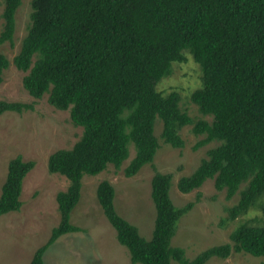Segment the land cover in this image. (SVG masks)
Returning <instances> with one entry per match:
<instances>
[{
    "label": "trees",
    "instance_id": "1",
    "mask_svg": "<svg viewBox=\"0 0 264 264\" xmlns=\"http://www.w3.org/2000/svg\"><path fill=\"white\" fill-rule=\"evenodd\" d=\"M21 0H3L0 45L14 44L16 12ZM30 23L12 63L26 72L23 87L34 98L47 94L58 109H69L71 121L82 127L70 148H59L47 159L48 170L64 175L69 185L56 193L60 220L47 241L36 248L28 264H44L47 248L61 235L78 232L70 222L81 195L85 174L96 175L112 164L127 177L152 162L159 147L155 120L162 121L161 137L182 147V127L203 136L194 148L209 142L195 169L181 176L184 193L213 179L226 198L227 219L245 214L264 196V0H30ZM188 51L200 66V85L191 101L211 120L193 118L179 106L176 90H157L173 62ZM10 61L0 51V82ZM32 105L0 99V114L22 112ZM33 160L10 159L0 192V215L21 207L22 180ZM171 173L155 172L150 196L155 208L149 238L118 213L115 189L99 182L97 200L115 229L118 242L139 264H205L211 257L227 258L231 251L264 257V207L259 224H238L232 243L212 245L187 258L173 245L177 222L193 201L181 207L170 196ZM264 264V260L261 262Z\"/></svg>",
    "mask_w": 264,
    "mask_h": 264
},
{
    "label": "rangeland",
    "instance_id": "2",
    "mask_svg": "<svg viewBox=\"0 0 264 264\" xmlns=\"http://www.w3.org/2000/svg\"><path fill=\"white\" fill-rule=\"evenodd\" d=\"M2 10L3 0H0V30ZM30 12V0H21L16 12L14 44L0 45V51L10 61L0 82V99L32 105L31 109L19 113L6 111L0 114V192L10 159L20 155L23 160L34 161L33 168L22 180L20 209L0 215V264H28L36 248L47 241L52 228L58 224L56 193L66 190L69 181L64 175L50 172L47 159L56 149L70 148L82 133V127L71 121L69 109L52 106L47 94L38 99L28 93L22 84L26 72L12 63L27 33ZM184 54L185 60L173 62L171 73L161 78L157 90H176L180 95V108L194 121L199 118L211 120V116L201 114L191 101V92L200 85L201 69L188 51ZM192 125H185L180 130L184 145L172 147L161 137L162 121L156 118L155 135L159 147L152 162L144 164L133 176L123 174V168L135 154L132 144L129 157L120 168L109 163L96 175L85 174L79 201L70 214V222L82 230L57 238L45 251L44 264H134L128 249L118 242L115 229L97 200V185L104 179L114 186L118 213L133 223L143 237L149 238L155 218L150 196L151 178L157 171L171 173L170 196L174 205L181 207L193 201L192 208L180 216L171 238L173 245L184 248L187 258L212 245L232 243L229 234L238 224H259L264 196L245 214L228 220L226 209L236 202L238 193L227 199L225 190H217L213 179H207L200 188L188 193L177 188L179 178L190 174L206 157L207 150L218 144L212 141L194 148L203 136L195 135ZM263 260V256L232 250L227 258L211 257L205 264H261Z\"/></svg>",
    "mask_w": 264,
    "mask_h": 264
}]
</instances>
